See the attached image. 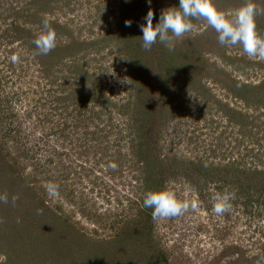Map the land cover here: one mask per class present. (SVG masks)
<instances>
[{
	"label": "rangeland",
	"instance_id": "1",
	"mask_svg": "<svg viewBox=\"0 0 264 264\" xmlns=\"http://www.w3.org/2000/svg\"><path fill=\"white\" fill-rule=\"evenodd\" d=\"M173 1L152 0L155 16ZM211 2L230 19L251 4L264 39V0ZM125 6L0 0V264H264V96L237 94L264 86V58L221 45L204 20L181 37L208 44L197 71L164 89L149 60L138 82L113 39ZM45 19L56 46L41 55ZM151 182L198 206L154 219ZM225 191L235 198L217 215Z\"/></svg>",
	"mask_w": 264,
	"mask_h": 264
},
{
	"label": "clouds",
	"instance_id": "2",
	"mask_svg": "<svg viewBox=\"0 0 264 264\" xmlns=\"http://www.w3.org/2000/svg\"><path fill=\"white\" fill-rule=\"evenodd\" d=\"M125 3H131L132 0H124ZM149 11L143 18L144 23L140 24L142 35V46L148 51L152 46L159 42L164 45L168 51H173L175 41L184 36L185 33L192 31V18H203L215 29L218 35V42L224 46L242 45L243 51L252 57L264 58V39H261L257 32L254 22L256 9L249 4L240 9L233 18H229L224 13L217 10L211 0H178L175 6L163 9L155 26L153 20L155 13L151 9L152 0H146ZM206 9H210L206 11ZM132 21H125V27H131ZM38 54L47 55L56 46V33L51 28L48 20L43 21V30L41 35L34 41ZM19 56L11 57L12 63L19 62ZM115 167V165H113ZM47 192L49 196L57 197L59 195L58 186L48 184ZM235 194L225 191L214 195L213 211L217 215L228 212L231 207V201ZM0 201L7 202L6 196H0ZM145 208L152 209L153 218L177 217L187 212L190 208L195 209L198 204L196 200H180L176 193L169 189L158 191H149L143 200Z\"/></svg>",
	"mask_w": 264,
	"mask_h": 264
},
{
	"label": "trees",
	"instance_id": "3",
	"mask_svg": "<svg viewBox=\"0 0 264 264\" xmlns=\"http://www.w3.org/2000/svg\"><path fill=\"white\" fill-rule=\"evenodd\" d=\"M121 1L123 2L124 5L125 3L124 0ZM173 2L174 3L172 4V6L178 4V0H174ZM153 7L154 5L151 4V9L154 11V13H157V11ZM148 11H149V6L147 9H145V11H143V14L141 13V10L140 12H135L132 9H130L128 3H126V6L120 12L116 33L113 39L115 41V45L119 47V50L126 57L127 66L131 68L130 70L131 74L136 76L138 82L140 81V78L142 79L145 77V75H147L146 71L147 69H149L147 67V63H148L147 61L149 60H151V62L156 61L157 64L156 71H154L152 75L158 74V80H159L158 85L160 86L163 84L165 89L167 86V83L165 82L166 79L169 80V82L171 79L169 75H176L178 78H181L180 77L181 73H191L197 71L192 68H189L190 67L189 64L200 62L199 57L201 55V52L204 51V48H206L208 44H206L205 43L206 40L202 38L203 35H198L189 38L187 37L179 38L181 40V43L179 45L177 43L179 39H177L175 41L174 50L171 52L168 51V49L159 42L154 44L151 50L146 51L142 46L143 42L141 37L143 33L141 32L139 25L145 22L143 18L146 16ZM158 19L159 17L155 16V19L153 20L154 26L157 23ZM127 20L132 21L131 27H125V21ZM200 21H204V19L192 18L191 23L193 24V28ZM257 31L259 32V30ZM204 32L208 34L213 33V36L217 34V32L210 25L208 29L205 30ZM148 73H152V71L151 72L149 71ZM188 80L189 79H185L184 82H188ZM137 86H139L138 92H140L138 97L139 106L135 107V111L137 109V113H140L141 106L146 107L148 100H147V96L141 94L142 93L141 84L137 83ZM244 90L247 91L246 95L243 94ZM262 90H264V86L247 88L244 85L239 84L237 94L245 101H247L248 97L252 95L264 96V92ZM155 119H157V115H155V117L152 118V120ZM142 144L144 143L141 142L140 146ZM146 181H147V186L149 187L150 181L148 179H146ZM150 186H152L151 188L155 187L156 189H154V191H157V187H158L157 184H153V182H151ZM146 222L148 223V219H146ZM92 252L95 253L94 250ZM121 252L123 254V251ZM95 263L100 264L99 260L97 259L95 260L93 255H90L87 256L84 259V262L81 264H95Z\"/></svg>",
	"mask_w": 264,
	"mask_h": 264
},
{
	"label": "snow or ice",
	"instance_id": "4",
	"mask_svg": "<svg viewBox=\"0 0 264 264\" xmlns=\"http://www.w3.org/2000/svg\"><path fill=\"white\" fill-rule=\"evenodd\" d=\"M206 11H209L210 12V9H206Z\"/></svg>",
	"mask_w": 264,
	"mask_h": 264
}]
</instances>
